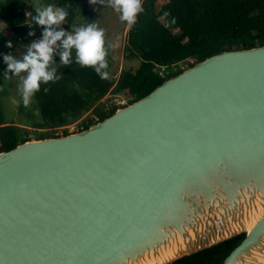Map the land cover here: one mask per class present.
<instances>
[{
  "label": "water",
  "instance_id": "95a60500",
  "mask_svg": "<svg viewBox=\"0 0 264 264\" xmlns=\"http://www.w3.org/2000/svg\"><path fill=\"white\" fill-rule=\"evenodd\" d=\"M240 235L223 264H264V46L0 152V264H173Z\"/></svg>",
  "mask_w": 264,
  "mask_h": 264
},
{
  "label": "trees",
  "instance_id": "16d2710c",
  "mask_svg": "<svg viewBox=\"0 0 264 264\" xmlns=\"http://www.w3.org/2000/svg\"><path fill=\"white\" fill-rule=\"evenodd\" d=\"M158 1L142 0L144 11L128 29L125 54L140 60L137 69H123L117 79L107 59L109 78L105 80L94 69L76 63L75 50L66 66H61L59 55L54 56L59 79L43 85L35 95L46 124L28 126L35 129L36 139L47 138L42 130L55 133V129L80 122V132L112 116L121 107L105 109L101 104L111 92L123 94L130 105L182 73L180 64L190 68L224 51L264 46V0H168L160 9ZM60 6L68 12L62 30L71 32L92 23L94 12L87 0H61ZM36 10L25 0H2L0 20L17 42L28 44L39 26L34 19ZM162 68L171 71L170 75L163 77ZM44 87L49 90L44 92ZM90 112L93 116L83 119ZM19 128L4 121L0 107V152L32 139L21 135ZM69 134L67 130L63 133ZM55 137L59 135L49 138ZM245 237L240 235L173 264H223Z\"/></svg>",
  "mask_w": 264,
  "mask_h": 264
},
{
  "label": "clouds",
  "instance_id": "9594fccd",
  "mask_svg": "<svg viewBox=\"0 0 264 264\" xmlns=\"http://www.w3.org/2000/svg\"><path fill=\"white\" fill-rule=\"evenodd\" d=\"M108 4L119 13L120 20L129 28L136 25L138 16L144 11L142 0H108ZM36 11L37 15L34 18L36 25L45 28L43 38L32 43L22 58H14L11 55L3 57L8 72L16 76L24 74L20 92L25 107L29 106L43 85L59 79L54 66L56 55L60 57L61 66H66L70 63L72 52L75 50L76 63L94 69L101 79L109 78L108 50L103 29L98 28L95 23H90L71 32L58 30L65 22L68 12L51 4ZM8 46L11 47V44ZM48 90L47 87L43 88L44 92Z\"/></svg>",
  "mask_w": 264,
  "mask_h": 264
},
{
  "label": "rangeland",
  "instance_id": "374dc122",
  "mask_svg": "<svg viewBox=\"0 0 264 264\" xmlns=\"http://www.w3.org/2000/svg\"><path fill=\"white\" fill-rule=\"evenodd\" d=\"M32 4L36 9H43L47 5L60 6L61 0H25ZM2 2V0H0ZM90 8L94 12L92 23H95L98 28L103 29L106 39V47L108 50V62L111 64V73L116 75L118 79L123 69H137L140 66V60L132 57L127 58L125 54L126 38L129 27L120 20L119 13H117L108 4V0H87ZM168 0H159L157 3L158 9H160ZM27 15L29 13L27 12ZM83 26H86L83 23ZM61 25L58 30H61ZM5 25L0 20V107L3 113V119L6 123L16 125L19 128V133L25 137L36 139L38 134L35 129L28 126H40L46 124V120L40 114L37 108V102L35 96L29 106L25 107L22 101L20 87L22 84V77L16 76L14 73L8 72L7 64L3 57L4 55H11L14 58H22L23 54H26L28 47L43 38L42 34L45 28L38 26L33 40L28 43L17 42L14 35L5 30ZM173 33H178L177 30H173ZM11 44V47L8 45ZM184 65V64H183ZM188 69L187 67L184 69ZM7 73V76H5ZM128 99L123 94L109 93L102 101L101 104L105 109H109L113 105L120 107L126 106ZM93 116L90 112L84 116ZM80 122L75 123L65 128L55 129V133L49 131V129L42 130V132L49 138L52 134L62 136L64 131L67 130L70 134L79 132Z\"/></svg>",
  "mask_w": 264,
  "mask_h": 264
},
{
  "label": "built area",
  "instance_id": "2783aa9c",
  "mask_svg": "<svg viewBox=\"0 0 264 264\" xmlns=\"http://www.w3.org/2000/svg\"><path fill=\"white\" fill-rule=\"evenodd\" d=\"M182 70H184L186 67H187V65L186 64H180V66H179ZM174 71H177V69L174 67V69H173ZM170 73H171V71H169L167 68H162L161 69V75L163 76V77H166L167 75H170ZM78 123V122H77ZM80 124V123H79Z\"/></svg>",
  "mask_w": 264,
  "mask_h": 264
},
{
  "label": "bare ground",
  "instance_id": "6f19581e",
  "mask_svg": "<svg viewBox=\"0 0 264 264\" xmlns=\"http://www.w3.org/2000/svg\"><path fill=\"white\" fill-rule=\"evenodd\" d=\"M147 264H155V263L151 261L150 263H147Z\"/></svg>",
  "mask_w": 264,
  "mask_h": 264
},
{
  "label": "crops",
  "instance_id": "0c3cea01",
  "mask_svg": "<svg viewBox=\"0 0 264 264\" xmlns=\"http://www.w3.org/2000/svg\"><path fill=\"white\" fill-rule=\"evenodd\" d=\"M20 42V41H19Z\"/></svg>",
  "mask_w": 264,
  "mask_h": 264
}]
</instances>
